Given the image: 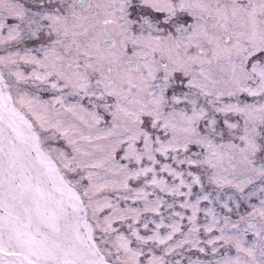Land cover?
I'll return each mask as SVG.
<instances>
[{"label": "snow or ice", "instance_id": "1", "mask_svg": "<svg viewBox=\"0 0 264 264\" xmlns=\"http://www.w3.org/2000/svg\"><path fill=\"white\" fill-rule=\"evenodd\" d=\"M0 264H264V0H0Z\"/></svg>", "mask_w": 264, "mask_h": 264}, {"label": "rangeland", "instance_id": "2", "mask_svg": "<svg viewBox=\"0 0 264 264\" xmlns=\"http://www.w3.org/2000/svg\"><path fill=\"white\" fill-rule=\"evenodd\" d=\"M253 202L255 203L256 201H253ZM241 211H244V209L242 208ZM193 258H195V254H193ZM201 258H203V257H201Z\"/></svg>", "mask_w": 264, "mask_h": 264}]
</instances>
